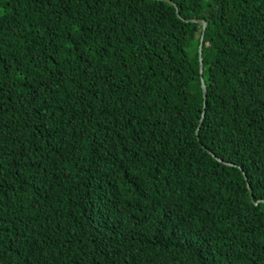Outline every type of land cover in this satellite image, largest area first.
Wrapping results in <instances>:
<instances>
[{"label":"trees","instance_id":"obj_1","mask_svg":"<svg viewBox=\"0 0 264 264\" xmlns=\"http://www.w3.org/2000/svg\"><path fill=\"white\" fill-rule=\"evenodd\" d=\"M171 1L0 0V264H264V0Z\"/></svg>","mask_w":264,"mask_h":264},{"label":"water","instance_id":"obj_2","mask_svg":"<svg viewBox=\"0 0 264 264\" xmlns=\"http://www.w3.org/2000/svg\"><path fill=\"white\" fill-rule=\"evenodd\" d=\"M167 2H169L170 4L172 5H175V3L171 0H167ZM177 14L179 15L178 11H177ZM193 22H196V23H199L202 25V28H203V31L205 30L208 22L206 20H203V19H192ZM202 44H203V35L201 37V44H200V48H199V53H200V73H202L203 71V64H202ZM201 85H202V90H203V97L206 98V95H207V87L205 85V81L203 79V77L201 76ZM205 115V112L203 113V117ZM203 121V118L201 119V122ZM221 161V159H219Z\"/></svg>","mask_w":264,"mask_h":264}]
</instances>
